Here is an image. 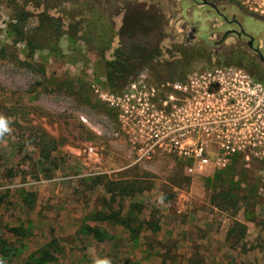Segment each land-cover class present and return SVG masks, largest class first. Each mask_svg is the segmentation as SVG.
<instances>
[{
	"label": "rangeland",
	"instance_id": "374dc122",
	"mask_svg": "<svg viewBox=\"0 0 264 264\" xmlns=\"http://www.w3.org/2000/svg\"><path fill=\"white\" fill-rule=\"evenodd\" d=\"M208 1L221 14L202 0H21L33 48L0 0V115L12 129L0 139V264H264V155H231L196 175L177 154L141 159L110 102L143 71L160 87L251 66L247 44L218 41L236 18L264 47V0ZM128 8L165 26L148 37L162 55L116 91L107 64L127 49ZM46 11L64 31L80 22L77 36L41 29Z\"/></svg>",
	"mask_w": 264,
	"mask_h": 264
},
{
	"label": "built area",
	"instance_id": "2783aa9c",
	"mask_svg": "<svg viewBox=\"0 0 264 264\" xmlns=\"http://www.w3.org/2000/svg\"><path fill=\"white\" fill-rule=\"evenodd\" d=\"M253 83L234 68L219 67L159 87L143 71L110 102L119 107L121 123L129 127L141 159L156 152L177 154L192 162L187 171L196 175L213 162L218 169L227 167L234 155L239 122L232 116L233 97L245 108L244 115L264 112V97L253 101Z\"/></svg>",
	"mask_w": 264,
	"mask_h": 264
},
{
	"label": "trees",
	"instance_id": "16d2710c",
	"mask_svg": "<svg viewBox=\"0 0 264 264\" xmlns=\"http://www.w3.org/2000/svg\"><path fill=\"white\" fill-rule=\"evenodd\" d=\"M19 1L21 0H10L18 26L16 35L20 42H27L29 46L35 48L34 40L28 38L25 33V28L23 27L26 21L30 18V14L22 10ZM44 1L49 7L52 2H56V0ZM39 3L42 4L41 2H38L37 4ZM38 17L41 19V29H44L45 27L55 28L57 33H63L71 38L76 37L79 33V26H81L80 22H75L73 20V22H70L67 30L64 31V24L62 23L61 18L52 16L48 14L47 11L38 15ZM164 27L165 26L158 22V20H155L147 14L136 15L132 9H127L121 30L122 35L128 40L127 49L122 47L116 50L113 60L109 61L107 64L108 85L112 90L120 91L124 89L131 80H133L132 78L137 74L140 68L148 67L150 63L161 57V42H149L148 37L154 32H156L157 35H164ZM136 39H139L143 43V46L131 42ZM106 217L115 218V215ZM42 263L37 262L36 264Z\"/></svg>",
	"mask_w": 264,
	"mask_h": 264
},
{
	"label": "flooded vegetation",
	"instance_id": "af4514ba",
	"mask_svg": "<svg viewBox=\"0 0 264 264\" xmlns=\"http://www.w3.org/2000/svg\"><path fill=\"white\" fill-rule=\"evenodd\" d=\"M213 9L221 14L217 6ZM226 23L233 27L226 31V34H224L222 40L218 41V47H224L232 37H236L238 39L236 43L240 44L239 47L243 48L244 44H247L250 54H252V56L250 58L247 57L248 59L246 60L251 66H244L242 68L233 67L234 70L240 72L242 75L248 76V78L253 77L255 79L257 78L256 75H264V51H262L264 47L257 43L255 38L245 31L243 26L236 18L232 20L226 19ZM236 54L237 56H247V53L245 52H238ZM259 64L261 66H257ZM259 86L261 85L254 84L253 86L252 94L256 97L253 101H257L261 96L264 97V87L262 86L260 88ZM230 104L232 108V116L239 122L235 130L234 145L236 150L234 155H264V124L263 121H260L261 116L258 115L259 111L255 113L253 112V115H244L246 114V111H243L245 108L239 106L236 97H233L232 101H230ZM256 110H258V108Z\"/></svg>",
	"mask_w": 264,
	"mask_h": 264
},
{
	"label": "clouds",
	"instance_id": "9594fccd",
	"mask_svg": "<svg viewBox=\"0 0 264 264\" xmlns=\"http://www.w3.org/2000/svg\"><path fill=\"white\" fill-rule=\"evenodd\" d=\"M11 121L4 115H0V139H3L6 134H10L11 129Z\"/></svg>",
	"mask_w": 264,
	"mask_h": 264
},
{
	"label": "water",
	"instance_id": "95a60500",
	"mask_svg": "<svg viewBox=\"0 0 264 264\" xmlns=\"http://www.w3.org/2000/svg\"><path fill=\"white\" fill-rule=\"evenodd\" d=\"M202 3H203V5H209V6L213 7V8H216V6L214 4H212V3H210L208 0H203Z\"/></svg>",
	"mask_w": 264,
	"mask_h": 264
}]
</instances>
